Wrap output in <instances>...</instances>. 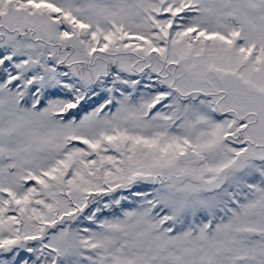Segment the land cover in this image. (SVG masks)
I'll return each instance as SVG.
<instances>
[{
  "label": "snow or ice",
  "instance_id": "6c2138e0",
  "mask_svg": "<svg viewBox=\"0 0 264 264\" xmlns=\"http://www.w3.org/2000/svg\"><path fill=\"white\" fill-rule=\"evenodd\" d=\"M0 264H264V0H0Z\"/></svg>",
  "mask_w": 264,
  "mask_h": 264
}]
</instances>
